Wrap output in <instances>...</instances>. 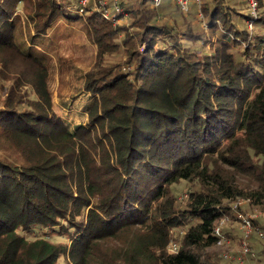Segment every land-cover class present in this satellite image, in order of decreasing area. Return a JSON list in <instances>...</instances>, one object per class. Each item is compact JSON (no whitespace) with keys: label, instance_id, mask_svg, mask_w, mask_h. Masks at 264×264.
Here are the masks:
<instances>
[{"label":"trees","instance_id":"16d2710c","mask_svg":"<svg viewBox=\"0 0 264 264\" xmlns=\"http://www.w3.org/2000/svg\"><path fill=\"white\" fill-rule=\"evenodd\" d=\"M256 2L253 15L200 0L205 26L174 18L175 32L163 17L172 4L161 20L154 0L122 1L127 26L91 2L0 0V77L10 81L0 102V264L221 263L222 252L206 248L229 234L215 227L238 217L235 201L264 208V0ZM172 12L184 14L178 4ZM62 16L82 20L95 45L79 122L57 113L54 64L33 43ZM57 100L71 104L66 94Z\"/></svg>","mask_w":264,"mask_h":264},{"label":"rangeland","instance_id":"374dc122","mask_svg":"<svg viewBox=\"0 0 264 264\" xmlns=\"http://www.w3.org/2000/svg\"><path fill=\"white\" fill-rule=\"evenodd\" d=\"M122 1L127 4L130 0H90L92 8H98L105 10L109 15L111 12H117V7H119L120 12L124 9ZM204 0H201L203 3ZM229 3L236 7L242 12H252V7L249 0H228ZM166 4H172L171 8L167 11L166 15L162 7ZM160 8L157 9L158 17L162 20V15L164 20L174 26V31L177 32L178 24H175L174 18H177L179 22H182L181 17H186L187 23H192L195 27L205 26V19L203 13L200 11V6L198 3L193 2L187 10H183V15L179 12H172L174 7H177V2L175 0H158L154 3V6ZM70 13V14H69ZM66 14L73 15L69 10ZM63 17V16H62ZM65 17V16H64ZM60 18L55 24L54 28L49 34L46 40L33 42L31 36L29 35V44L33 42L36 47L41 48L40 50L48 54L54 68L50 74V85L53 90V98L55 109L59 115L64 116L69 121H83L86 120V114L84 110V105L89 101V95L82 92L81 87L84 79V71L89 69L91 63L94 59L95 45L88 34L85 23L82 20H68L65 18ZM112 18L118 17L117 14L111 16ZM191 19V20H190ZM131 21L130 15L125 13L124 15H119L117 21L114 22L115 26L129 25ZM178 23V22H177ZM121 37V36H120ZM26 39V36H24ZM32 43V44H33ZM158 45L162 47L163 41L160 40ZM210 52V51H208ZM1 56V54H0ZM105 59L107 60H120V55L117 54H106ZM23 65L22 62L15 61L13 66L20 68ZM76 67H80L77 69ZM126 67L123 68L125 70ZM10 86V81L0 77V102L5 97ZM62 93L66 94L69 102L71 103L69 107H61L57 98ZM71 121V122H72ZM244 178L242 182L244 183ZM189 183L183 181L176 188L178 198L180 201H184L187 197ZM252 203V202H251ZM250 201L246 199H238L234 203L236 205H241V210L235 208V212L238 216L239 213L254 215L256 219L255 230L252 237V247L253 251L246 256H242L240 253L242 230L241 223L238 217H228L225 216L221 219L219 224L222 226V232L227 231L229 234H225L224 238L217 244L206 248V250H217L222 252L223 259L220 264H261V260L258 257L261 255L259 252L264 248V208L254 206ZM222 220L224 222L222 223ZM218 224V225H219ZM262 227V228H261ZM172 244V243H171ZM257 253V256H256ZM227 254V256H226Z\"/></svg>","mask_w":264,"mask_h":264},{"label":"built area","instance_id":"2783aa9c","mask_svg":"<svg viewBox=\"0 0 264 264\" xmlns=\"http://www.w3.org/2000/svg\"><path fill=\"white\" fill-rule=\"evenodd\" d=\"M155 3L156 1L158 2V0H154ZM79 2L82 5H87L90 0H79ZM175 2H177V4L183 9V10H187L189 8V6L193 3V2H200V0H175ZM250 5L252 7V14L256 15V7H257V2L256 0H249ZM117 12L112 13L111 15H109L105 10L102 9V12L104 13V15L113 20L114 22L117 21V18L119 17V15H124L125 13H127L124 9H122V11L120 12L119 7H117ZM117 14L118 17H114L112 18L111 16ZM248 25L250 27H252V21L248 22ZM238 218L240 220L241 223V230H242V239H241V248H240V253L242 254V256H246L249 253H251L253 251V247H252V237H253V233L255 230V226H254V215H248V214H242L239 213L238 214ZM224 222V220H222V223ZM215 233L217 235H222V226L219 224L215 227ZM225 237V236H224ZM222 237V239L224 238ZM171 252H174L178 249V244L177 243H172L170 244L169 247ZM227 256V254H226Z\"/></svg>","mask_w":264,"mask_h":264}]
</instances>
